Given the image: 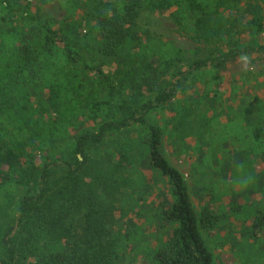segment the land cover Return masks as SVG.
<instances>
[{"label": "trees", "instance_id": "trees-1", "mask_svg": "<svg viewBox=\"0 0 264 264\" xmlns=\"http://www.w3.org/2000/svg\"><path fill=\"white\" fill-rule=\"evenodd\" d=\"M43 1H58L71 22L0 0V59L15 57L17 77L34 92L43 78L47 99L43 117L25 118L26 107L0 93V264H217L202 229L232 217L264 261V177L251 164V155L264 162V93L238 102L196 88L208 68L264 62L255 39L264 0ZM171 10L205 49L183 52L144 36L143 13ZM82 21L97 33L94 53L80 37ZM167 110L163 129L158 116ZM164 137L194 148L197 179L214 173L199 184L210 193L199 213ZM130 189L141 191L140 202ZM220 193L230 215L213 210Z\"/></svg>", "mask_w": 264, "mask_h": 264}, {"label": "rangeland", "instance_id": "rangeland-1", "mask_svg": "<svg viewBox=\"0 0 264 264\" xmlns=\"http://www.w3.org/2000/svg\"><path fill=\"white\" fill-rule=\"evenodd\" d=\"M24 9L29 11L41 10L52 16L58 24L70 23L71 19H68L67 12L63 9L58 1L47 2L43 0H19ZM183 24H180L176 19V12L169 11L163 13H149L145 12L140 18V25L145 37L153 38L159 43H167L174 49H179L183 52H189L196 49H205L206 45L196 39L192 32H190V26L186 21L188 19L183 17ZM4 22L0 17V28L3 27ZM79 32L81 39L90 44L91 49L94 44L95 36L97 33L94 31L92 25L88 22L82 21L79 25ZM35 34L38 31H34ZM254 38L253 36L244 37L242 42L248 43ZM236 39V37H234ZM258 41L264 42V33L255 36ZM155 42L156 44H158ZM60 47V45H59ZM10 63L1 61L0 59V93L5 98H9V104L13 105L14 109L20 110L26 107V111L23 112L22 117L26 116L30 118L31 115L38 119L39 115L42 116L40 107H45L47 99L45 93V80L42 78L41 87L38 91L34 92L32 89L24 87L20 79L17 77L16 72L19 69V64L16 58L13 57L8 60ZM184 66H186L184 64ZM186 68V67H185ZM199 83L196 88H201L203 93L212 96L217 95L223 99H228L231 96H235L239 101H244L247 98H253L258 95L261 96L264 93V62H252L249 59H239L222 69L208 68L198 73ZM176 80V79H173ZM37 110L36 113H28L30 108ZM8 114L17 115L10 106L6 108ZM43 117V116H42ZM172 118V113L167 110L164 115L158 116L161 121L160 125L163 129L166 128ZM19 120V118H18ZM136 137L137 133L133 134ZM192 142L196 140L193 138L188 139ZM164 150L169 161L178 168L184 175L187 183L190 187V194L193 205L196 212H200L206 202H209L210 193H205L200 187V182L206 179H212L214 173L212 170H208L206 173H202L200 179H197V169L193 168L196 160L194 155V148L184 150L183 147H175L171 144L166 137H164ZM231 157H229L230 159ZM251 164L256 172H263L264 177V162L256 155H251ZM7 169V168H5ZM131 177L139 178L137 169L130 170ZM3 179V174L0 175V180ZM140 179V178H139ZM223 185V184H222ZM223 186H221L222 188ZM239 189V187H237ZM131 196L134 200H139L140 190L130 189ZM145 194V197H150L151 194ZM219 199L212 201L214 212L221 211V206H225L222 211L230 215L228 211V196H222L218 194ZM242 200L240 201V203ZM117 215L119 213L117 212ZM129 214L123 213V218L128 217ZM117 218V217H114ZM202 234L206 240L210 243L213 252L216 255L217 264H264L261 260L262 254L260 246L255 243V240L250 237L245 229V225L238 219L232 217L228 223L221 228H211L204 230ZM136 262L138 264H152L147 259L137 257Z\"/></svg>", "mask_w": 264, "mask_h": 264}]
</instances>
